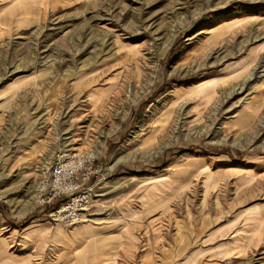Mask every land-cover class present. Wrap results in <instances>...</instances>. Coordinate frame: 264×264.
<instances>
[{
    "label": "rangeland",
    "instance_id": "obj_1",
    "mask_svg": "<svg viewBox=\"0 0 264 264\" xmlns=\"http://www.w3.org/2000/svg\"><path fill=\"white\" fill-rule=\"evenodd\" d=\"M64 147L99 170L71 226ZM0 264H264V0H0Z\"/></svg>",
    "mask_w": 264,
    "mask_h": 264
},
{
    "label": "built area",
    "instance_id": "obj_2",
    "mask_svg": "<svg viewBox=\"0 0 264 264\" xmlns=\"http://www.w3.org/2000/svg\"><path fill=\"white\" fill-rule=\"evenodd\" d=\"M96 159L94 151L64 147L41 168L37 202L48 208L54 222L71 226L88 219L94 188L91 180L99 172Z\"/></svg>",
    "mask_w": 264,
    "mask_h": 264
},
{
    "label": "bare ground",
    "instance_id": "obj_3",
    "mask_svg": "<svg viewBox=\"0 0 264 264\" xmlns=\"http://www.w3.org/2000/svg\"><path fill=\"white\" fill-rule=\"evenodd\" d=\"M85 220H86V219H85ZM83 221H84V220H83ZM86 221H87V220H86ZM83 229H85V230H86V229H88V228H87L86 226H84V227H83Z\"/></svg>",
    "mask_w": 264,
    "mask_h": 264
}]
</instances>
